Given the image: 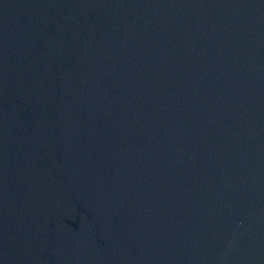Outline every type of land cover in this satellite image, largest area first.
Listing matches in <instances>:
<instances>
[{
	"label": "water",
	"instance_id": "water-1",
	"mask_svg": "<svg viewBox=\"0 0 264 264\" xmlns=\"http://www.w3.org/2000/svg\"><path fill=\"white\" fill-rule=\"evenodd\" d=\"M0 264H264V0H0Z\"/></svg>",
	"mask_w": 264,
	"mask_h": 264
}]
</instances>
